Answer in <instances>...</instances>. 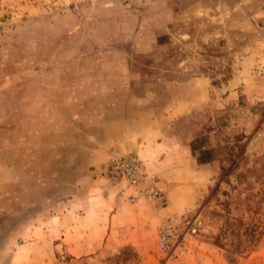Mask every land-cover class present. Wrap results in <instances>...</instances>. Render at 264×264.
Here are the masks:
<instances>
[{
  "label": "rangeland",
  "instance_id": "1",
  "mask_svg": "<svg viewBox=\"0 0 264 264\" xmlns=\"http://www.w3.org/2000/svg\"><path fill=\"white\" fill-rule=\"evenodd\" d=\"M167 116L216 164L193 210L143 250L69 252L94 238L63 237L92 222L67 157ZM186 214L198 233L161 250ZM0 264H264V0H0Z\"/></svg>",
  "mask_w": 264,
  "mask_h": 264
},
{
  "label": "crops",
  "instance_id": "2",
  "mask_svg": "<svg viewBox=\"0 0 264 264\" xmlns=\"http://www.w3.org/2000/svg\"><path fill=\"white\" fill-rule=\"evenodd\" d=\"M174 118L176 116L149 119L148 123L141 125L138 120L125 119L116 123L117 127L124 124L121 132L126 131L125 126H130L129 130H138L131 134V141L124 144L118 141L116 151L103 147L87 153L86 160H81L78 155L67 157V162H71L69 177L74 180L69 184V191L76 194V202L72 198L67 204L77 206L68 210L82 208V213L76 214V220L89 218L92 222L90 225H67L62 234L66 239L71 236L94 238L88 243L91 245L88 250L83 251L84 243L78 240V244L68 245L69 252H109L125 244L143 250L144 239L154 238L160 222L176 213L193 210L216 164L213 161L197 162L189 148L193 136L174 127ZM129 150H133L146 167L158 175L157 186L164 195V204L140 195L144 183L135 186L124 180L114 181L99 172L111 157Z\"/></svg>",
  "mask_w": 264,
  "mask_h": 264
},
{
  "label": "built area",
  "instance_id": "3",
  "mask_svg": "<svg viewBox=\"0 0 264 264\" xmlns=\"http://www.w3.org/2000/svg\"><path fill=\"white\" fill-rule=\"evenodd\" d=\"M103 172L109 179L124 180L128 184L144 186L139 190L140 195L154 199L160 204L165 203V198L156 184L154 174L149 172L136 153H126L115 158L104 166ZM201 228L198 215H181L177 220L161 223L156 230L157 243L161 250L171 251L187 235L197 234Z\"/></svg>",
  "mask_w": 264,
  "mask_h": 264
},
{
  "label": "trees",
  "instance_id": "4",
  "mask_svg": "<svg viewBox=\"0 0 264 264\" xmlns=\"http://www.w3.org/2000/svg\"><path fill=\"white\" fill-rule=\"evenodd\" d=\"M205 153H207L206 151H204ZM207 159V158H206Z\"/></svg>",
  "mask_w": 264,
  "mask_h": 264
}]
</instances>
